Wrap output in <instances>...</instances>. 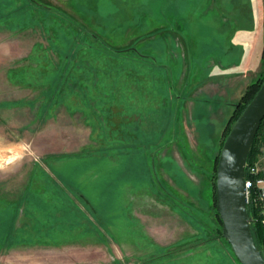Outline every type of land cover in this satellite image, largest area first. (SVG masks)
I'll return each mask as SVG.
<instances>
[{
    "label": "rangeland",
    "instance_id": "rangeland-1",
    "mask_svg": "<svg viewBox=\"0 0 264 264\" xmlns=\"http://www.w3.org/2000/svg\"><path fill=\"white\" fill-rule=\"evenodd\" d=\"M207 2L0 0V264H241L214 180L264 35L214 98Z\"/></svg>",
    "mask_w": 264,
    "mask_h": 264
},
{
    "label": "crops",
    "instance_id": "crops-1",
    "mask_svg": "<svg viewBox=\"0 0 264 264\" xmlns=\"http://www.w3.org/2000/svg\"><path fill=\"white\" fill-rule=\"evenodd\" d=\"M225 1L208 0L204 13L205 16L210 15L212 20L207 25L212 31V40L208 43L212 56L207 70L215 80L213 86H210L214 98L218 95L238 97L243 88L255 80L261 68L260 50L263 43H260V38L264 33L261 26L263 15L258 10V0H230L232 6L228 5V10L221 6ZM177 18L174 16L173 20ZM154 22V27H158L160 22ZM174 30L169 27L166 34L174 36Z\"/></svg>",
    "mask_w": 264,
    "mask_h": 264
},
{
    "label": "water",
    "instance_id": "water-1",
    "mask_svg": "<svg viewBox=\"0 0 264 264\" xmlns=\"http://www.w3.org/2000/svg\"><path fill=\"white\" fill-rule=\"evenodd\" d=\"M264 119V82L227 136L219 155L216 209L222 218L223 236L242 264H264L248 214L246 166L256 134Z\"/></svg>",
    "mask_w": 264,
    "mask_h": 264
},
{
    "label": "trees",
    "instance_id": "trees-1",
    "mask_svg": "<svg viewBox=\"0 0 264 264\" xmlns=\"http://www.w3.org/2000/svg\"><path fill=\"white\" fill-rule=\"evenodd\" d=\"M33 2H31L30 4H34ZM46 13H51L54 16L55 15L59 16L58 18L61 19V20L64 19L66 21H70L69 24L73 27L74 31L77 32V33L83 31L82 34H85L86 32H88L86 29H85L86 31L83 29L85 27L83 25H81L77 20H75L72 17L68 16V14L64 13L61 10H58V9H55V8L51 7V8L47 9ZM88 33H90V36L92 38H94L93 37L94 34H92L91 32H88ZM86 35H87V33H86ZM98 45L100 47L99 49L101 50V53H104L106 55L110 51V49H108V47L104 43L99 42ZM262 51H263L262 52V59L264 60V44H263V50ZM263 82H264V75L262 77H260L256 82H254L251 85H249V87H248V89L246 91V94L242 98L243 102L240 105H238V108L236 109V113L232 116V118L234 120H237L239 115L245 110L247 104L252 100V98H254V96L256 95L257 91L259 90V88L261 87ZM263 126H264V119H263V121L261 123V126H260V128H259V130H258V132L256 134L255 139H254V142H253V145H252V148H251V151L249 153L248 160H247V163H246L247 166H249V163H253V161L255 159V156L258 153H260V150H259L260 147H258V142H259V140L260 141H262V139L264 140V137L262 139L260 137L262 129H263ZM219 155L217 156V160L219 159ZM252 159H253V161H252ZM250 161H252V162H250ZM215 175L216 176H215V180H214L215 182L214 183H215V188H216L217 172H216ZM245 176L249 177L248 176V170H246ZM216 192L217 191H215V199L217 201ZM247 208H248L249 217H251V219H252L251 227H252V232H253V236H254L256 245L262 251V254H264V225L261 223V220H260V217H261V206H260L259 201L256 199L255 195H252L250 197V202L248 203ZM216 214H217V216L219 218V222H220L219 236H221L222 238L226 239L223 236V232H222V225H223L222 218L220 217V215L218 214L217 211H216ZM228 244L231 246V244L229 242H228ZM236 258H237V256H236ZM237 261L240 262L238 258H237Z\"/></svg>",
    "mask_w": 264,
    "mask_h": 264
},
{
    "label": "built area",
    "instance_id": "built-area-1",
    "mask_svg": "<svg viewBox=\"0 0 264 264\" xmlns=\"http://www.w3.org/2000/svg\"><path fill=\"white\" fill-rule=\"evenodd\" d=\"M248 170V176L246 177V196L248 203L250 197L255 195L261 206V223L264 225V176L259 175V172L255 166H246ZM264 255V254H263Z\"/></svg>",
    "mask_w": 264,
    "mask_h": 264
}]
</instances>
